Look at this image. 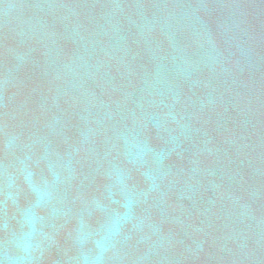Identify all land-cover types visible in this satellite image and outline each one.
<instances>
[{
  "label": "water",
  "instance_id": "water-1",
  "mask_svg": "<svg viewBox=\"0 0 264 264\" xmlns=\"http://www.w3.org/2000/svg\"><path fill=\"white\" fill-rule=\"evenodd\" d=\"M0 264H264V0H0Z\"/></svg>",
  "mask_w": 264,
  "mask_h": 264
}]
</instances>
